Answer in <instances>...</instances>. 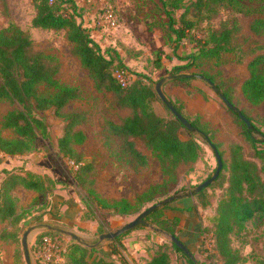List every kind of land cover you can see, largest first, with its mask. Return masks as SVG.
<instances>
[{
  "label": "rangeland",
  "instance_id": "1",
  "mask_svg": "<svg viewBox=\"0 0 264 264\" xmlns=\"http://www.w3.org/2000/svg\"><path fill=\"white\" fill-rule=\"evenodd\" d=\"M184 1L186 3L188 0ZM75 2L81 8L78 21L82 27L89 31L91 38L108 57L116 52L123 59L128 71L132 73H125V76L141 78L154 91L156 82L164 79L161 90L165 97L181 104L190 119L198 116L200 122L207 124L213 136L210 141L216 146L224 163L232 143L240 144L243 152H250L240 128L233 123L223 102L210 87L194 80L189 89H185L166 79L172 74L174 66L184 64L180 57L190 53L193 45L185 40L180 43L178 49L168 47L165 31L157 25L166 21L158 0H107L116 16L113 25H106L97 17L99 1ZM242 2L264 8V0ZM182 11L181 8L177 9L176 17ZM32 15L31 0H0V28L12 21L26 31L33 41L34 49L42 51L58 64L59 82L76 89L78 97L57 112L53 109L40 112L39 115L46 125V137H38L31 151L19 157L6 156L0 164V181L5 178L4 171L21 173L25 170L47 176L53 181L50 194L41 195L22 189L13 193L17 201V212L22 218L13 225L8 222L0 223V234L8 231L15 236L14 242L0 239V264H25L20 240L24 230L30 226L34 227L28 234L31 264H38L36 257L38 258L39 254L33 250L40 235L55 234L62 236V240L67 243L74 241L70 235L49 229L47 225L74 233L86 244L83 246L98 248L100 252L96 251V255H103L118 264H141L149 250H154L157 243L167 245L172 264H185L184 257L172 248L168 233L153 219H148L137 228L122 234L119 243L115 244L119 252L117 255L111 254L110 241L98 242L97 237L100 234L119 228L151 204L168 197L172 199L158 207L161 210L156 214V218L160 219L162 216L171 220L177 217V226L169 227L171 231L173 229L176 232V238L185 245L193 260L216 264L211 251L210 233L204 231V228L210 224L216 204L224 193L226 179L221 186L219 183H211L200 197L193 195L194 188L209 178L216 168L215 156L208 142L203 140L198 132L192 131L191 134L200 145V154L195 161L177 166L169 177L161 172L157 159L143 147L140 149L148 156L145 165L137 164L119 152L107 123L120 120L125 116V112L113 106L111 93L96 89L87 70L72 53L64 32L31 27ZM253 17H241V28L233 37L234 44L238 46L235 58L237 56L240 59H250L257 46L264 42V35L255 34L250 29ZM186 18L191 16L187 14ZM197 21L198 26L202 28L209 24L204 19ZM193 34L201 36L199 30H193ZM157 50H162V66L159 69L155 67ZM234 56L226 57V62L221 67L222 77L241 78L246 74L245 63L235 64ZM205 68L207 69L206 66ZM214 71L210 70L211 73ZM189 72L196 70L191 69ZM196 88L201 92H197ZM237 93L240 100L238 106L248 115L251 114L253 119L254 111L251 110L264 114V101L257 106H251L240 90ZM152 105L157 115L169 117L170 112L157 94ZM14 108L15 105L9 101L0 100V121ZM71 112L80 115L81 121L74 129L80 131L83 136L73 144V149L88 166L86 174L93 182L90 186L78 183L74 178L77 172L74 160L63 156L58 150V139L62 136L65 125V120L59 114ZM254 121L261 125V121ZM2 134L5 137L11 136L8 130H3ZM254 136L261 139L257 134ZM220 174L226 176L227 169L223 167ZM162 183H165V191L156 194L153 200L140 203L136 201L150 187ZM120 200H125L131 205L124 214L117 213L116 208L112 206ZM231 244L240 255L237 264H257L258 260H264V217L246 222L242 230L234 229ZM52 252L47 246L42 248L39 260L47 261L46 258H50Z\"/></svg>",
  "mask_w": 264,
  "mask_h": 264
},
{
  "label": "trees",
  "instance_id": "2",
  "mask_svg": "<svg viewBox=\"0 0 264 264\" xmlns=\"http://www.w3.org/2000/svg\"><path fill=\"white\" fill-rule=\"evenodd\" d=\"M158 1L166 21L157 25L165 31L168 47L178 49L185 40L193 45L190 53L180 57L184 64L172 68L169 81L189 89L192 80L201 76L199 79L206 85L209 84L218 97L223 95L231 104V108L224 105L225 110L240 128L244 141L249 145L250 152H243L240 144H230L227 160L225 163L222 161L221 167V170L223 167L227 169V175L220 174V170L212 182L221 186L226 179L227 184L216 204L210 224L204 228V231L210 233L211 251L216 264H237L240 255L231 244L232 232L236 228L244 229L245 223L250 220L264 217V114L251 110L254 111V119L261 121V125L256 124L251 114L248 115L238 106L240 100L237 93L240 90L251 106L264 101V42L257 46L250 59H240L234 56L238 46L234 44L233 37L241 28V17L251 15L254 17L250 22V29L255 34L264 35V8L248 5L242 0H188L186 3L184 0ZM31 4V27L64 32L72 53L87 70L96 89L111 93L113 106L125 112L120 120L107 123L119 152L137 164L145 165L148 159L145 151H148L157 159L161 172L169 177L177 166L195 161L200 154V145L191 134L192 131L198 132L203 140L212 143V131L207 124L200 122L198 116L190 119L181 104L167 98L168 103L189 122L190 129L185 128L161 100L170 114L169 117L157 115L152 105L156 92L141 78L131 76L121 85L116 74L119 71L128 73L126 64L116 52L108 57L91 38L89 31L82 27L78 21L81 8L76 5L75 0H31ZM180 8L183 11L176 17L175 11ZM187 14L191 18H186ZM197 19L208 21V26L199 27ZM193 30H199L201 36H195ZM155 55V67L159 69L162 66V50H157ZM229 55L234 56L235 64L245 63L246 74L243 77L221 76V67ZM191 69L196 72H189ZM212 69L215 70L213 73L210 72ZM57 73L58 64L42 51L34 49L33 41L26 31L12 21L0 28V100L15 105L0 121V164L6 156L19 157L31 151L38 137H46V125L40 112L47 109L57 112L78 97L76 89L59 82ZM196 91L201 92L199 88ZM238 113L248 120L249 126ZM59 115L65 120V125L63 134L58 139V150L63 156L74 160L77 166L74 178L78 183L90 186L93 182L86 174L88 166L73 149V144L83 136L74 129L81 121L80 115L72 112ZM3 130H8L11 136L5 137ZM4 173L5 178L0 181V223L8 222L13 225L22 218L17 212V201L13 193L22 189L41 195L50 194L53 181L47 176L27 170L21 173ZM164 185L162 183L150 187L136 201L140 203L153 200L156 194L165 191ZM204 189L193 195L200 197ZM112 206L117 213L122 214L131 208L125 200ZM160 210L158 207L151 210L143 221L153 219L166 233L177 237L169 226L176 227L179 219L173 217L169 220L162 216L160 219L156 218ZM49 235H40L33 250L39 254L36 257L38 264H51L39 260L42 239ZM120 236L109 243L113 255L119 254L115 244L119 243ZM14 237L8 231L0 234V239L13 240L12 242ZM49 237L53 240L61 239L66 246V251L60 254L63 264H118L103 255H96L100 252L98 248H87L76 241L67 243L62 240V236L55 234ZM171 246L184 257L185 264H204L190 259L172 242ZM141 264H172L167 245L157 243ZM257 264H264V260H258Z\"/></svg>",
  "mask_w": 264,
  "mask_h": 264
},
{
  "label": "water",
  "instance_id": "3",
  "mask_svg": "<svg viewBox=\"0 0 264 264\" xmlns=\"http://www.w3.org/2000/svg\"><path fill=\"white\" fill-rule=\"evenodd\" d=\"M196 77L202 78L201 76H196ZM166 79H171V75L167 76ZM163 80L164 79H160L155 84V92H156L157 96L167 106V108L174 115V117L177 120H179L185 128L190 129L191 126H190L189 122L173 107L172 104L168 103L167 98L163 94V92L161 90V84H162ZM207 82L209 83L208 80H207ZM219 98L225 106H227L228 108L232 107L231 104L228 102V100L223 95H219ZM238 115L245 122V124L247 126H249L248 120L243 115H241L240 113H238ZM208 144H209L210 148L213 150L215 160H216V168L214 170V173L209 178L205 179L202 183H200L199 185H197L194 188V192H198L201 189L206 188L209 184H211L216 179V177L218 176V174L221 170V167H222V160H221V157H220L217 149L214 147V145L212 143H208ZM171 199H172V197H168L164 200H161V201H158L154 204H151L150 206L145 208L143 211H141L139 214H137L132 220L124 223L119 228H117L113 231H110V232L100 234L97 237L98 242L111 241V240L115 239L116 237L124 234L125 232L134 229L136 226L143 224L144 223L143 218L146 214H148L151 210L161 206L164 202L170 201ZM47 227L49 229L52 228L54 230H58L59 232L64 233V234H68L71 236V238H73L74 241H77V242L81 243L82 245H86L83 241L81 242L80 238L77 235H75L74 233H71L69 231H66V230H63V229H60L57 227H52V226H48V225H47ZM33 228H34L33 226H30L26 230H24V232L22 233V236H21V240H20L22 255H23V259H24L25 264H31L30 254H29V250H28V234ZM167 237L172 243H174L179 249H181L184 252V254H186L190 259L193 260L191 253L188 251V249L185 247V245L180 240H178L175 236L170 235V234H167Z\"/></svg>",
  "mask_w": 264,
  "mask_h": 264
},
{
  "label": "built area",
  "instance_id": "4",
  "mask_svg": "<svg viewBox=\"0 0 264 264\" xmlns=\"http://www.w3.org/2000/svg\"><path fill=\"white\" fill-rule=\"evenodd\" d=\"M97 1H99L97 7V12H98L97 17L100 19V21L106 25L115 24L116 16L113 8L107 3V0H97ZM116 77L118 78L121 85H124L126 80L129 78V76H125V74L121 71H119L116 74ZM46 246L48 247V249L52 250L53 252L49 256L50 258L46 256L47 261H45L44 263L50 262L51 264H63L60 254L66 251V246L62 244L61 239L53 240L49 236H44L42 239V248Z\"/></svg>",
  "mask_w": 264,
  "mask_h": 264
},
{
  "label": "crops",
  "instance_id": "5",
  "mask_svg": "<svg viewBox=\"0 0 264 264\" xmlns=\"http://www.w3.org/2000/svg\"><path fill=\"white\" fill-rule=\"evenodd\" d=\"M194 80H196V81H201L202 83H204L203 80H201V79H199V78H197V77H196L195 79H193L192 81H194ZM204 84H205V83H204ZM191 85H192V82H191ZM207 86L210 87L209 84H208ZM210 88H211V87H210ZM3 162H4V161H3ZM1 164H2V163H1Z\"/></svg>",
  "mask_w": 264,
  "mask_h": 264
}]
</instances>
